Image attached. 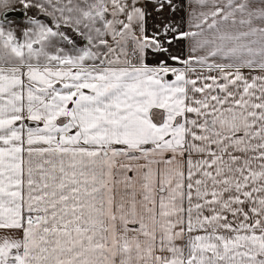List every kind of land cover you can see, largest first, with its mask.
<instances>
[{
  "label": "snow or ice",
  "instance_id": "1",
  "mask_svg": "<svg viewBox=\"0 0 264 264\" xmlns=\"http://www.w3.org/2000/svg\"><path fill=\"white\" fill-rule=\"evenodd\" d=\"M0 264H264V0H0Z\"/></svg>",
  "mask_w": 264,
  "mask_h": 264
},
{
  "label": "crops",
  "instance_id": "2",
  "mask_svg": "<svg viewBox=\"0 0 264 264\" xmlns=\"http://www.w3.org/2000/svg\"><path fill=\"white\" fill-rule=\"evenodd\" d=\"M15 14H13V16H14ZM13 16H10V18H13ZM16 18H18V17H16Z\"/></svg>",
  "mask_w": 264,
  "mask_h": 264
}]
</instances>
